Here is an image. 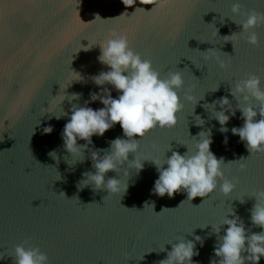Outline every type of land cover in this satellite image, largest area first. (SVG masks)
I'll return each instance as SVG.
<instances>
[{"label":"water","instance_id":"water-1","mask_svg":"<svg viewBox=\"0 0 264 264\" xmlns=\"http://www.w3.org/2000/svg\"><path fill=\"white\" fill-rule=\"evenodd\" d=\"M232 2L164 0L162 6L137 2L126 8L121 0H0V256L4 257L0 264H14V246L22 241L39 247L50 264H156L166 258L171 244H165V251L154 248L171 240L176 243L179 236L192 240L196 235L204 243L196 244L199 255L193 260L210 264L219 259L213 254L217 235L211 224L219 223L230 208L249 232L261 231L250 220L255 199L246 195L264 188V153L250 155L245 143L232 134L233 126L243 124L239 110L230 117L228 132L221 133L219 123L209 119L203 107L221 96L235 104L229 89L247 73L259 75L264 86V25L255 29L258 46L243 39L232 44L222 37L240 31L227 17L220 21V14L230 15ZM239 2L244 11L264 12V0ZM135 7L146 11L138 8L132 13ZM111 32L126 34L133 49L150 59L162 77L183 70L181 96L188 89L197 98L204 95L196 105L185 103L174 128H156L147 134L140 142L141 154L162 159L170 144L183 154L186 147L179 143L191 145V136L211 129L210 150L217 158L228 163L250 155L244 170L225 165V175L238 183L230 197L218 190L191 201L183 190L171 198L160 197L152 191L158 173L148 161L129 179L122 196L92 185L77 187L83 172L94 171L88 149L82 162L69 166L61 139L69 116L56 119L53 114L63 109L70 114L71 104L84 106L86 101L93 109L103 107L99 100L89 99V93L101 87H108L113 98L118 95L111 85L97 86L89 79L108 70L97 60L99 45L78 51L88 41L90 46L98 44ZM218 59L225 62V69ZM73 70L84 80L73 81L77 77ZM217 86V91H209ZM74 92L81 94L79 99L61 104L65 94ZM197 115L203 125L195 123ZM47 125L53 130L45 134L42 129ZM116 137L124 138L119 123L103 136L94 135L90 147L105 149ZM153 145L158 151H153ZM53 150L56 159L48 154ZM115 175L109 171L106 178ZM242 197L244 203L237 200ZM146 202L152 207L144 208ZM259 264H264V258Z\"/></svg>","mask_w":264,"mask_h":264},{"label":"clouds","instance_id":"clouds-1","mask_svg":"<svg viewBox=\"0 0 264 264\" xmlns=\"http://www.w3.org/2000/svg\"><path fill=\"white\" fill-rule=\"evenodd\" d=\"M121 2L128 8L136 5L137 2L162 6L164 0H121ZM138 8L143 7H135L132 13ZM225 17L240 26V31L222 36L225 41H231L233 44L234 40L243 39L252 46L259 45L260 41L255 29L259 25H264V12L255 9L244 11L239 0H234L230 5V15L220 14L221 23L224 22ZM95 45H99L100 49L97 60L107 65L108 70L91 75L89 79L97 86L111 85L118 95L113 98L108 87H101L99 92H90L89 99L99 100L103 107L93 109L87 106L88 101H86L84 106L71 104L70 114L64 109L58 114L45 112L53 114L56 119L69 116L61 133L63 148L68 154L65 156V161L69 166L82 162L85 159V149H88V159L91 160L94 171L83 172L77 187L92 185L95 189H106L108 194L122 196L129 187V179L138 174L144 168V162L148 161L155 166L158 173L152 191L160 197L166 194L171 198L182 190L187 193V201L195 197L205 199L217 190L223 196L230 197L237 190L238 183L237 178H229L225 175V165L236 164L240 170H244L250 155L264 153V86L261 77L255 73H247L245 78L232 84L229 93L235 99V104L228 96H221L203 105L210 114L209 119L214 118L219 123L218 131L221 133L228 132L226 125L230 117L235 116L236 110L240 111L243 124L239 127L233 126L231 132L238 135L245 143L250 153L248 157H240L228 163L224 162L223 157L217 158L210 150L212 136L211 129H208L191 136V145L178 142L186 147L183 154L172 150L170 144L162 159L155 155L149 158L140 152L141 140L156 128H174L185 103L194 102L196 105L204 95L197 98L188 89L184 90L181 96L180 90H183L185 85L183 70L169 71L162 77L153 67L150 59L133 49L126 34L111 32L98 44L90 46L88 41L78 51L81 49L88 51ZM217 63L221 69L227 67L223 60L218 59ZM74 72L77 77L73 81L84 80L79 72ZM218 88L219 86L209 91H217ZM80 95L75 92L67 96L65 94L61 104L65 99L69 102L77 100ZM116 123H119L124 138L116 137L108 141V147L105 149L90 147L94 135L103 136ZM195 123L203 125L205 121L197 115ZM39 124L40 121L36 125ZM52 130L51 125H47L42 132L48 134ZM78 140H83L85 143L79 144ZM224 143H227L226 136ZM153 151H158V146L153 145ZM169 151H171L170 156L166 155ZM48 154L56 159L55 150ZM129 154H132V159H129ZM109 171L115 172L116 175L106 178ZM246 196L255 199L250 209V220L252 225L259 226L261 231L249 232L243 220L230 208L219 223L211 224L212 233L217 235L213 254L219 259L210 260V264H259L261 258H264V188ZM244 197L237 200L244 203ZM149 205L146 202L144 208ZM165 209L167 208L162 209L161 212ZM230 213L233 214L232 218L228 216ZM222 226L226 227H223V235H220ZM175 241L176 243H172V240L168 241L152 250L165 251V244H171V250L167 251L166 258L156 264H198L193 257L199 255L196 244L199 243L202 247L203 238L196 235L192 240H188L184 236H179ZM12 257L14 264H50L48 255L39 247L28 244L27 241L14 246ZM3 258L0 256V260Z\"/></svg>","mask_w":264,"mask_h":264}]
</instances>
